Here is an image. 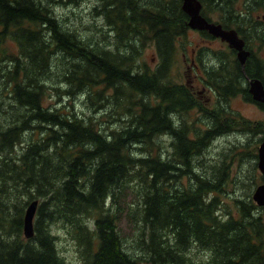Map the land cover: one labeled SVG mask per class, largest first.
<instances>
[{"label": "trees", "instance_id": "obj_1", "mask_svg": "<svg viewBox=\"0 0 264 264\" xmlns=\"http://www.w3.org/2000/svg\"><path fill=\"white\" fill-rule=\"evenodd\" d=\"M81 1L0 0V95L8 100H0V264H67L50 224L54 213L74 229L70 233L78 240L83 264H264V215L258 211L264 205L249 197L236 199V214L221 211L226 160L212 176L191 168L193 155L236 128L248 132L255 145L264 139V122L225 104L234 94L248 93L231 90L230 81L223 82L219 93L217 75L207 60L214 51L200 46L191 60L206 70L204 84L216 99L208 102L209 108H198L206 121L172 122L173 111L207 107L186 82L171 78L176 41L183 49L186 45L182 38L188 14L182 0H99L93 4L94 14H102L114 32L102 41L85 38L80 31L70 33L61 25L54 5ZM9 40L17 44V54ZM146 43L155 45V69L136 62ZM58 55L67 65L62 70L65 87L60 89L72 98L83 94L92 114H78L72 103L65 110L42 103L49 86L42 76L51 75ZM240 68L237 63L238 85L244 78ZM222 98L224 103L218 104ZM16 106L22 111L6 117ZM117 106L119 116H128V124L105 132L97 117L115 118ZM164 132L173 134L165 157L152 149L140 155L130 150V144ZM250 149L237 158L242 162L251 157L256 167L257 154ZM186 172L192 173L188 185L166 188L176 174ZM134 177L140 183V202L131 215L142 231L133 241L143 248L141 254L127 248L111 211L116 193ZM46 195L35 212L33 234L24 239V207L30 197ZM48 207L52 210L45 213ZM169 226L175 228L178 243L193 236L208 258L196 260L193 247L169 244Z\"/></svg>", "mask_w": 264, "mask_h": 264}, {"label": "rangeland", "instance_id": "obj_2", "mask_svg": "<svg viewBox=\"0 0 264 264\" xmlns=\"http://www.w3.org/2000/svg\"><path fill=\"white\" fill-rule=\"evenodd\" d=\"M99 3V0H83L78 4L72 3H63L58 2L54 5V10L57 16H59L60 23L65 29L72 33H83V36L92 40L108 39L113 35V30L106 23L105 18L102 16H96L93 10V4ZM104 35H107L104 37ZM84 39V38H83ZM185 39V36L182 38ZM181 40V39H180ZM104 44V43H100ZM177 51L174 64L171 68V78L174 77L176 81L181 80L182 82L191 83L193 88L188 85L193 94L198 100L202 103L206 101V105L202 107H196L192 109H187L186 111H173L169 114V117L172 119V122L175 121L178 124V120H193L196 124H200L199 120L206 121L203 112L199 109L209 108L210 98L213 99L211 91L202 89L205 83V79L201 75H205L201 70H199L196 65L192 62L194 51L203 46L214 51V58L217 51L226 48L225 43L221 39H198L196 34H193L186 39V45L184 49L180 47V42L176 41ZM10 49L18 53L17 44L9 40ZM192 47L194 49L192 50ZM107 48V45H105ZM9 55V54H8ZM139 66H148L151 69H155L159 59L156 52L155 45L153 43H146L142 48V52L137 58ZM65 64L60 60V55L55 59V64L52 66L51 75H43L42 79H46L45 82L49 85L46 91V97L43 100V104L49 108L61 107V110H65L67 107L73 104V110L78 114H92V109L89 107L85 101V96L80 94L78 97L72 98L69 95H66L62 92L61 88H64V79L63 71L66 67ZM207 79V76H206ZM60 86V87H59ZM1 90V89H0ZM193 96V97H194ZM209 99V101L207 100ZM0 100H4L5 103H8V100L0 95ZM209 102V103H208ZM224 103V98L219 100L218 104ZM227 103V108L235 112L241 113L242 115L249 117L251 119L263 120L264 119V110L256 108L252 102L243 100L240 96H233L229 100H225ZM111 105V104H108ZM64 106H66L64 108ZM112 107V105H111ZM199 108V109H198ZM120 107L116 108L115 118H110L108 120L105 116L97 117L99 121L102 122V125L106 128L105 132L111 129H120L123 126H126L128 119L127 115L119 116ZM12 111H22L21 108L15 107L11 108L6 112V117L9 116V113ZM101 115V114H100ZM204 125V124H202ZM258 136V135H257ZM173 137L171 132H164L154 138L148 140L147 142H138L139 144L134 145L130 144V150L134 151L135 154L140 155L145 153V148L155 150L156 154L161 153L160 157H165L166 152H170L168 143ZM254 140L250 138L248 132H244L240 128H236L235 131L229 132L224 135L216 137L205 149H203L197 155H193L191 159V168L199 175L212 176L213 173L218 169V165L222 160H226L228 168V175L223 183V190L219 193L220 199V209L221 211L228 210L233 214L237 213L238 206L236 199H245L252 197L253 191L257 184L263 183L262 173L257 167V157H256V167L254 166L255 160L251 157L245 158L242 162L238 160L240 154L246 153L248 149L255 148L257 154L258 144H254ZM259 143V142H258ZM251 149L249 153H251ZM174 162L176 161L174 157L168 155ZM236 157V158H235ZM187 169L190 167L187 166ZM192 173L186 172L184 174H176L173 180L170 182V186H166L169 189H179L183 185H188L191 182ZM140 188L139 179L134 177L132 180L125 181V184L121 188V192L116 193L117 198L112 204L111 211L116 213L117 216V228L120 234L126 239L127 248L131 253L141 254L143 248L139 245L138 242L133 241L135 235L140 234L142 231L139 227L137 221L132 218V211L136 204L140 202V197L138 195ZM49 195L44 197L36 196L30 197L31 200L26 203L23 211L28 206V204L37 200L36 210L42 200H46ZM255 204L256 201L251 198ZM109 198L105 202V206H108ZM258 205V204H257ZM35 210V212H36ZM52 210L51 207H48L44 210L45 213H49ZM218 210L217 212H219ZM258 211L262 212L264 215V208L259 207ZM33 216V223H34ZM54 219L50 220V224L53 225V231L57 235L56 243L59 252L64 256L67 264H83V259L78 250V240L73 238L70 232H73L74 229L70 228L67 224V220L63 219L62 216L53 214ZM188 222H192V218L189 215H186ZM24 221V220H23ZM91 225V222H89ZM194 227V226H193ZM192 229L189 227V230ZM23 231V227H22ZM166 239L167 242L175 246H189L193 247L191 250V256L196 259L203 260L208 258V255H204L201 249L198 247V241L193 236H188L185 244L177 242L176 230L175 228L169 226L166 228ZM23 238L28 239L29 237L24 235L22 232ZM31 237V236H30Z\"/></svg>", "mask_w": 264, "mask_h": 264}, {"label": "flooded vegetation", "instance_id": "obj_3", "mask_svg": "<svg viewBox=\"0 0 264 264\" xmlns=\"http://www.w3.org/2000/svg\"><path fill=\"white\" fill-rule=\"evenodd\" d=\"M200 13L208 21L220 24L225 30L233 29L237 36L242 39L243 49L247 51L244 62L241 64L236 48L230 46L226 40L212 34L206 28H192L188 24V16V20H186L188 27L184 33L185 39L196 34L198 39H221V41L225 43L226 48L216 50L217 53L214 58H207L215 70L217 81H219V86L216 84L218 92L221 93V85L223 82L230 81L231 90L240 89L248 93V96L242 93L234 94L233 96H240L243 100L252 102L256 108L264 110V101L256 98L251 91V82H256V80L260 81L261 88L264 90V0H214V4H203L201 2ZM181 38L182 36L177 39ZM193 49L194 47H192V50ZM237 63L241 66L240 71L244 77L241 80L242 85H238ZM195 65L199 70L205 73L204 76L202 75L205 79L206 70L201 68L198 64ZM245 65L247 69H245ZM228 76H231V78H228ZM188 85L193 88L191 83ZM202 85V89L211 91L213 99L211 100L210 98V103H213L216 99L215 92L205 84ZM233 96H230L229 99ZM251 120L264 122V119Z\"/></svg>", "mask_w": 264, "mask_h": 264}, {"label": "water", "instance_id": "obj_4", "mask_svg": "<svg viewBox=\"0 0 264 264\" xmlns=\"http://www.w3.org/2000/svg\"><path fill=\"white\" fill-rule=\"evenodd\" d=\"M182 9L188 14V24L192 28H206L212 34L220 36L223 40H226L230 46L236 48L240 63L243 64L247 51L243 49V41L240 39L233 29L225 30L220 24L208 21L200 13L201 2L200 0H182ZM251 91L256 98L264 101V90L261 88L260 81L251 82ZM257 167L260 172L264 175V139L260 141L257 148ZM253 199L258 205H264V181L263 183L257 184L253 194ZM37 200L31 201L25 209L24 221H23V232L27 237L33 234V216L36 210Z\"/></svg>", "mask_w": 264, "mask_h": 264}]
</instances>
